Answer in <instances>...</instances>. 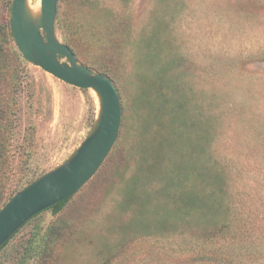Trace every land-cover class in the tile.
<instances>
[{
  "label": "rangeland",
  "instance_id": "obj_1",
  "mask_svg": "<svg viewBox=\"0 0 264 264\" xmlns=\"http://www.w3.org/2000/svg\"><path fill=\"white\" fill-rule=\"evenodd\" d=\"M10 4L0 208L62 165L98 113L92 90L22 58ZM54 33L113 82L121 125L95 175L25 223L0 264H264V0H57Z\"/></svg>",
  "mask_w": 264,
  "mask_h": 264
},
{
  "label": "water",
  "instance_id": "obj_2",
  "mask_svg": "<svg viewBox=\"0 0 264 264\" xmlns=\"http://www.w3.org/2000/svg\"><path fill=\"white\" fill-rule=\"evenodd\" d=\"M56 4L57 0H41L40 14L33 16L27 0H11L9 27L15 46L25 61L59 81L92 90L98 113L88 135L62 165L26 185L0 208V249L30 219L73 196L95 175L121 125V103L113 82L78 64L70 48L56 39Z\"/></svg>",
  "mask_w": 264,
  "mask_h": 264
},
{
  "label": "trees",
  "instance_id": "obj_3",
  "mask_svg": "<svg viewBox=\"0 0 264 264\" xmlns=\"http://www.w3.org/2000/svg\"><path fill=\"white\" fill-rule=\"evenodd\" d=\"M12 195H13V194H12ZM69 199H70V198L61 201L60 203H58V204L52 206V207H51L50 209H48V210H51L52 214H53V215H56L57 213H59V212L62 210V208L65 206V204L68 202ZM4 203H5V202H4ZM4 203H3V204H4ZM7 243H8V242H6V243L2 246V248H3L4 246H6ZM2 248H1V249H2ZM1 249H0V250H1Z\"/></svg>",
  "mask_w": 264,
  "mask_h": 264
},
{
  "label": "bare ground",
  "instance_id": "obj_4",
  "mask_svg": "<svg viewBox=\"0 0 264 264\" xmlns=\"http://www.w3.org/2000/svg\"><path fill=\"white\" fill-rule=\"evenodd\" d=\"M27 6L31 15L37 16L39 14V1L33 4L32 0H27Z\"/></svg>",
  "mask_w": 264,
  "mask_h": 264
}]
</instances>
